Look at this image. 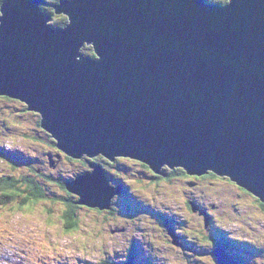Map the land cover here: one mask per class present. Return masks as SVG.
<instances>
[{
	"label": "water",
	"instance_id": "water-1",
	"mask_svg": "<svg viewBox=\"0 0 264 264\" xmlns=\"http://www.w3.org/2000/svg\"><path fill=\"white\" fill-rule=\"evenodd\" d=\"M40 4L1 1L0 96L37 112L59 151L91 161L64 184L76 204L109 208L120 191L98 157L211 172L264 204V0H59L57 28Z\"/></svg>",
	"mask_w": 264,
	"mask_h": 264
},
{
	"label": "rangeland",
	"instance_id": "rangeland-1",
	"mask_svg": "<svg viewBox=\"0 0 264 264\" xmlns=\"http://www.w3.org/2000/svg\"><path fill=\"white\" fill-rule=\"evenodd\" d=\"M45 1L47 5H42L41 9L44 13L51 15L48 23L66 25V15L52 12L51 4H59V0ZM85 47L89 45L81 46L80 51ZM15 101L13 98L0 96V200L3 197L4 201L14 203L19 199L18 196L3 195V191L8 189L2 187L1 179H4L3 177L18 179L21 175L35 179L43 189L45 197L42 201L32 202L21 209L2 210L0 264H105L104 261L108 264H116L123 256L126 245L132 240L137 248L136 264H163L166 260H169V264H181L180 260L184 257L181 252L171 247L160 216L172 214L177 219L176 196L171 186L161 185L159 190L154 191L155 186L143 184L145 181L130 185V188H138L137 196L145 204L144 213L138 214L137 217L118 212V210H125L123 197L115 200L113 206L116 209L109 212L100 213L79 205L75 208L79 226L68 231L62 223L61 216L62 210L65 211L67 208L65 199L69 195L70 198L73 196L58 182L64 178L71 180L80 171L84 172L90 167L83 166L79 161H71L66 156L58 162L59 150L52 142V137L40 126L39 114L34 110H27L28 106L22 105L20 101ZM52 157L57 160L55 167L50 165L49 158ZM93 162L102 164L108 171L101 159L94 158ZM119 166L127 167L134 173L141 171L137 169L140 168L139 166H133L131 162L123 160L119 162ZM138 176L139 179L142 177L139 173ZM113 177L116 179L114 182L135 183L139 180L132 179L129 182L124 170L116 171ZM47 178L50 181H47ZM220 180L224 179L208 180L207 182L214 187L206 186L205 188L212 196L211 202L218 205V208L214 209L215 218L217 219V215H220L218 223L211 226L219 227L218 231L224 232V239L230 241L229 237L236 240V243L239 241L238 245H241L239 247H244V243H247V247L251 246L244 257L247 264H264V254L258 250L259 246H262L264 250V208L260 206L261 201L247 190L249 194L240 190L235 182L230 181L232 183L227 184ZM145 194L157 198L155 200L145 198ZM77 200L74 199L75 205ZM174 208L176 211L173 210ZM134 218L136 219L133 221ZM206 218L205 216V222L202 220L203 222L198 225L192 217V221L186 223V225H192L189 233L183 231L182 223L177 224L180 234L189 238L192 230L195 229V224L198 229L207 225ZM117 225L121 230H123L121 226H124V232H111V229ZM249 228L256 229L254 234L244 233H250ZM211 231H213L212 228ZM240 232L242 234H237ZM201 233L195 232L197 236ZM168 235L173 240L174 234L168 233ZM195 244L194 248L197 251L199 248L201 251L200 245ZM229 252L236 254L235 251ZM149 253L157 261L153 262V259L147 257ZM200 258L201 260L194 255V258L190 259L195 264L196 262L212 264L211 256H200ZM237 264L240 263L237 262Z\"/></svg>",
	"mask_w": 264,
	"mask_h": 264
},
{
	"label": "flooded vegetation",
	"instance_id": "flooded-vegetation-1",
	"mask_svg": "<svg viewBox=\"0 0 264 264\" xmlns=\"http://www.w3.org/2000/svg\"><path fill=\"white\" fill-rule=\"evenodd\" d=\"M101 162L106 164V167L108 171L104 168L105 175L109 181L110 186L112 187H119V193L112 197L111 199V206L109 208L100 210L99 208L96 207H88L90 209L96 210L100 213L103 212H109V211H114L116 208L113 206L115 203V200L117 198L123 197L125 199V205L124 209L125 210H118V212H123L125 214H131V216H138L140 213H144V208L145 204L144 201L137 196V189L136 188H130V185H135L140 183L141 181H145L147 185H155L153 179H156L157 183L159 184L158 189H154V191L159 190L160 186L166 185V186H171L172 190L174 191V194L176 196L175 201L177 202V210L178 212L176 213L177 219L172 215V214H162L160 215L161 218H167L168 224L173 228L170 232H168V229L165 228L166 236L169 238V242L171 247L182 253V258L180 260L181 264H195L193 261H191L190 258H194V255L201 260L200 256H211L212 258V264H217V259L214 254V250L218 246L219 243H221L225 249L226 252L231 254L229 251L231 250L230 248V243L228 240L223 238L224 232L218 231L219 227H212L211 225L217 224L219 219L215 218L214 215V209L218 208V205L216 203H212L213 201L211 199V194L206 191V186H211L214 187L212 184L207 182L208 180L211 179H224L220 180L222 182H225L227 184L230 183V180L227 177H220L216 176L213 173L209 172L207 174L203 175H197V174H190L184 171L183 169L176 167L173 169H170L169 167H162L161 173H155L149 171L146 169L144 164L140 161L138 162L137 160L126 158V157H116L114 160H105L103 158H100ZM99 159V160H100ZM123 160L125 162H131L133 166H139L140 168H137L141 171H138V173L142 176L139 179L138 173H134L133 171L129 170L127 167H121L119 166V162ZM90 165V164H89ZM144 165V166H143ZM89 167V166H88ZM90 170V168H89ZM89 170H85L89 171ZM124 170V172L127 174V179L130 182V180L134 179H139L137 182H131V183H123V182H114L116 180L113 176L116 174V171ZM80 173H83V171H80ZM110 173V174H109ZM79 174V173H78ZM110 176V177H109ZM228 179V180H227ZM232 183V182H231ZM230 183V184H231ZM240 190L248 193L246 190L243 188L237 186ZM183 191V192H182ZM249 194V193H248ZM145 198H151L152 200H155L157 197H150V195L145 194ZM161 199L160 197H158ZM212 203V204H211ZM259 206V205H258ZM260 206L264 208V204L260 202ZM86 207V206H85ZM176 208L173 210L176 211ZM205 216L208 218V223L206 226L201 227V229H198L196 224H201L203 221L205 222ZM192 217L195 218V229L194 231L192 230V234L189 236V238H185V236H182L180 234V231L178 230L177 224L182 223L183 225V231L186 233H189V230H191V226L186 225V223L192 221ZM136 218L133 219V221ZM164 219V220H165ZM163 220V221H164ZM203 220V221H202ZM65 226V224H63ZM219 226V225H218ZM123 230L119 229L118 225L114 226L111 229V232H124L125 228L124 226ZM248 227V226H247ZM212 228L213 231L210 232V229ZM221 228V227H220ZM203 230V231H202ZM216 230L218 232H216ZM250 233L245 234H254L256 229L249 228ZM195 232H202L198 236L195 234ZM264 232V231H263ZM262 232V233H263ZM168 233H173V240L169 237ZM209 233V234H208ZM237 234H242L237 233ZM262 235V234H261ZM258 237V236H257ZM183 239V240H181ZM185 240V241H184ZM264 240V239H263ZM208 241V242H206ZM194 242V244H191ZM200 245V249L198 248V251L194 246ZM244 247L243 250L244 252L240 251V253L236 254H231L232 258L236 260L240 264H247V260L244 258L245 253L248 252L249 248L247 247V243L243 244ZM257 246V245H256ZM259 252L264 254V250L262 246L258 247ZM196 252V253H195ZM131 253L136 254L135 250V243L134 241H129L128 244L126 245V248L124 249L123 256L118 260L116 264H121L128 255ZM189 253L190 255H188ZM147 257L150 259H153V262L157 261V259L151 254H147ZM188 257V258H187ZM138 258V255L136 254L135 256V264L136 260ZM166 262H169V260H166ZM200 262H196L198 264ZM204 264H206L204 262Z\"/></svg>",
	"mask_w": 264,
	"mask_h": 264
},
{
	"label": "trees",
	"instance_id": "trees-1",
	"mask_svg": "<svg viewBox=\"0 0 264 264\" xmlns=\"http://www.w3.org/2000/svg\"><path fill=\"white\" fill-rule=\"evenodd\" d=\"M1 1L2 0H0V3H1ZM206 1L209 3L224 4V3H226L227 0H219V1L218 0H206ZM51 26L52 27H56V26L59 27L61 25H51ZM83 50H87V52H83ZM81 53H83V55H86V56H89L92 58H97V55L95 54L94 49L91 46L85 47L84 49H82ZM9 99H11V98H9ZM98 158H101V157H98ZM68 159L72 160L71 158H68ZM79 162H81L83 166H86V165L89 166L91 161L85 159V160H80ZM142 164H144V163H142ZM144 165L143 166L146 169L149 168L146 164H144ZM148 170L149 171L151 170V172H154V171H152V169H148ZM3 178L4 179H1L3 181L2 187L7 188L8 189L7 192H10V193L12 192L13 193L12 196H18L19 199L14 201V203H15V205H14V203H10L9 201H4L2 199L3 197H1L0 204L2 205V207L0 208V217L2 215V210L8 211V210L21 209L23 206L29 205L32 202L34 203V202L42 201V199H44V197H45V195H44L45 193H44L43 189L39 186V184L35 181V179H33L31 177H26L24 175H21L18 179L17 178L12 179L10 177H3ZM46 180L50 181L49 178H47ZM60 180L63 181V183L58 182V184H61L63 189L67 192V190L64 188V184L67 181L66 178L60 179ZM153 181L155 183V185L153 184V186H155L156 189H158L159 184L157 183L156 179H153ZM145 183H147V182H145ZM72 196L73 197L70 198V195H69V197H67L65 199L66 203H67V208L65 209V211L62 210V216H61L62 223L65 224L64 227H66V229H68V231L74 230L79 226V225H77V218H76V214H75V208H77L79 205L78 204L75 205L74 199L76 197L74 195H72ZM58 199H61V198L58 197ZM83 206H86V205H83ZM105 209H107V208H105ZM102 210H104V209H102ZM219 217H220V215H217L218 219H219ZM83 236L85 237V235H83ZM206 242H208V241H206ZM105 264H108V263H105Z\"/></svg>",
	"mask_w": 264,
	"mask_h": 264
},
{
	"label": "snow or ice",
	"instance_id": "snow-or-ice-1",
	"mask_svg": "<svg viewBox=\"0 0 264 264\" xmlns=\"http://www.w3.org/2000/svg\"><path fill=\"white\" fill-rule=\"evenodd\" d=\"M0 15H3V12H0ZM18 194V193H17ZM3 195L4 196H11V195H13V193H10V192H7V191H4L3 192Z\"/></svg>",
	"mask_w": 264,
	"mask_h": 264
},
{
	"label": "bare ground",
	"instance_id": "bare-ground-1",
	"mask_svg": "<svg viewBox=\"0 0 264 264\" xmlns=\"http://www.w3.org/2000/svg\"><path fill=\"white\" fill-rule=\"evenodd\" d=\"M53 162H54V164L56 163V161L55 160H53ZM222 245V244H221Z\"/></svg>",
	"mask_w": 264,
	"mask_h": 264
},
{
	"label": "clouds",
	"instance_id": "clouds-1",
	"mask_svg": "<svg viewBox=\"0 0 264 264\" xmlns=\"http://www.w3.org/2000/svg\"><path fill=\"white\" fill-rule=\"evenodd\" d=\"M9 98V97H8ZM23 105H25V104H23ZM27 111V110H26ZM40 116V115H39ZM40 124V123H39Z\"/></svg>",
	"mask_w": 264,
	"mask_h": 264
}]
</instances>
